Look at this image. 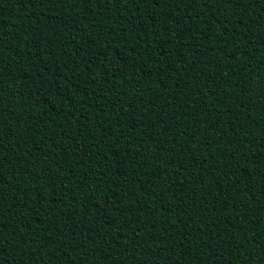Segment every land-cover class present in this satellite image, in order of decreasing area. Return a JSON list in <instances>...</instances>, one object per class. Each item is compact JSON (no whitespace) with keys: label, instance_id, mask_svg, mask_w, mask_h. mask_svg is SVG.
<instances>
[{"label":"trees","instance_id":"trees-1","mask_svg":"<svg viewBox=\"0 0 264 264\" xmlns=\"http://www.w3.org/2000/svg\"><path fill=\"white\" fill-rule=\"evenodd\" d=\"M0 264H264V0H0Z\"/></svg>","mask_w":264,"mask_h":264}]
</instances>
